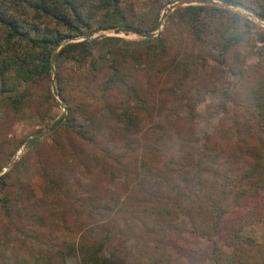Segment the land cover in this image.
<instances>
[{
  "label": "rangeland",
  "instance_id": "obj_1",
  "mask_svg": "<svg viewBox=\"0 0 264 264\" xmlns=\"http://www.w3.org/2000/svg\"><path fill=\"white\" fill-rule=\"evenodd\" d=\"M252 1L246 0L247 3ZM130 3L132 10L126 9L128 25L147 30L149 24L156 21L155 31L147 33L148 37L114 30L100 31L92 34L89 41L94 42L91 50L96 58L105 55L104 65L109 66L113 57H121L119 61L125 59L123 62L117 60L118 65L130 74L141 102H144L146 116L137 121V132L130 138L138 143L137 162L134 163L131 152L125 148L112 152L105 167L100 163V155H96L99 156L97 159L91 157L94 150L84 147L69 129L62 127L52 131L54 121L67 114L65 103L57 97L54 75H51L50 92L56 102L45 103L44 89L36 86L31 89L32 104L17 111H13L8 99L0 98V177L6 175L2 182L7 184L4 191L0 184V197H9L12 208L11 217L7 218L0 201V264H20L24 255L31 258L40 255L48 260L55 257L64 264H82L77 250L91 246L93 239L101 236L108 237L119 254L130 261H147L148 257L155 256L157 264H214L212 258L220 261L234 255L228 236L232 228V232L243 238V244H235L242 254L254 259L251 262L254 264L258 259L264 261V187L254 197L230 204L229 218L224 217L220 229L212 234L217 246H212L202 236V230L212 221L205 214L204 218L198 213L194 217L177 216L178 220H172L169 228L159 230L155 217L140 213L134 207H124L138 184L145 188L153 185L169 196L179 189L184 190L181 178L175 172L161 171V164H166L168 155L175 157L177 132L181 133L184 142L201 143L202 154L211 150L213 159L221 161L220 166L225 163L228 168L232 162V168L239 172L252 165L253 162L248 160H245L246 164L238 160V142L227 137L225 132L232 130L233 122L237 121L239 127L241 124L249 126H246L247 132L257 137V141L252 137L250 142L258 143L257 131L251 130L255 122L250 119L252 123H248L247 107L238 100L236 105H226L223 111L219 88L228 82L234 83L236 92L244 88L242 83L248 81L250 74L246 71L247 75H243L242 70L249 65L247 69L251 71L257 60V46L253 43H257L254 42L257 35L264 34V22L257 20L251 12L218 0L210 3L130 0ZM188 6L215 7L229 14L226 17L217 14L214 18L203 12L200 17L206 30L200 25L195 34L176 14ZM221 23L229 28L225 35L236 33L242 37L225 55L226 64L220 59ZM157 37L163 38L169 53L151 70L145 52L148 43ZM75 66L63 61L57 67L69 72L76 69ZM99 86L100 82L97 88ZM70 88L73 94L78 91L76 87ZM120 94L113 93L104 102L94 89H85L79 95V100L85 99L82 110L95 122L94 133H108L104 127L106 106L119 110V102L123 99ZM130 105L133 107L135 103L131 101ZM42 108L51 116L44 121L37 114ZM156 124H164L167 128L166 138L160 143L168 151L158 162L148 163L142 148L149 141L157 140ZM239 130L243 133L244 128ZM36 138V143H30ZM211 156L206 157L211 159ZM120 157L119 164L126 165L124 172L113 165L114 159ZM262 160L264 164V156ZM15 203L23 208L18 213H15ZM203 209H207L206 203ZM91 229L94 231L89 232L92 238L87 234ZM71 246L75 252L66 254Z\"/></svg>",
  "mask_w": 264,
  "mask_h": 264
},
{
  "label": "trees",
  "instance_id": "obj_2",
  "mask_svg": "<svg viewBox=\"0 0 264 264\" xmlns=\"http://www.w3.org/2000/svg\"><path fill=\"white\" fill-rule=\"evenodd\" d=\"M188 1L190 3L211 2V0ZM218 1L251 12L257 20L264 22V0L262 3H258L256 0L251 3H247L246 0ZM126 9L132 10L130 0H0V98L8 99L13 111H17L23 106L32 104L31 89L36 86L35 88L42 87L44 89L42 97L46 101H44L45 103L49 100L54 101V96L50 92L51 75H54L57 97L65 103L67 114L61 115L54 121L51 126L52 131L62 127L69 129L84 147L94 150L91 154L89 153L91 157L97 159L99 156L96 155H100L102 158L100 163L105 167L112 152L125 148L131 152L134 163L137 162L135 150L138 148V143L130 141V138L137 132V121L146 116L144 102H141L135 82L123 66L118 65L125 59L119 61L121 57H113L114 61L109 66L104 65L102 59H105V55L102 54L100 59L96 58L91 50L94 42L89 41L92 34L100 31L114 30L115 32L148 37L147 33L157 29L156 21L151 22L147 30H143L140 26L136 28L129 26ZM203 12L207 14V17L214 18L217 14L219 17L229 14L223 9L202 6H188L180 12L177 11L176 14L196 34L200 25L206 30V24H203L200 17ZM222 27L223 30L219 33V38L221 41L223 40V43H220L222 51L220 59L222 63L226 64L225 55L242 37L236 33V35L227 34V36L225 34L229 32V28L225 27L224 23H221ZM144 32L146 35L142 34ZM79 37L85 39L80 42L68 41ZM254 42H257L253 43L257 46V49L254 48L257 51V60L253 63L251 71L247 69L249 65L246 66L245 71L242 70L243 75L246 71L250 74L248 81L242 83L245 85L244 88L240 92H236L233 82H228L219 88L221 99H223V105H221L223 111L226 110V105H236L238 100L247 107L245 110L248 114L247 120L251 119L255 122V127L251 130L257 131L258 143L250 142L252 137L257 141V137L250 136V133L247 132L249 129L246 126H249L241 124L239 127L237 121L233 122L232 130L225 132L227 137L231 136L238 142V160L243 161V164H246L244 162L248 160L253 162L252 165L240 169L239 172H235L236 169L232 168V162L229 163L228 168L225 163L220 166L221 161L213 159L211 150L208 154H202L201 147L203 145L201 143L188 140L184 142L181 133L177 132L175 157L168 155L166 164H161V171L175 172L181 178L184 190L179 189L174 195L169 196L153 185L145 188L142 184H138L132 189L130 200L128 199L129 202H126L124 206L128 209L134 207L140 213L155 217V223L159 230L169 228L172 220H178L177 216L184 214L194 217L196 213L205 214L212 221L202 230V236L212 246H217L212 234L220 229L224 217L229 218L230 204L254 197L264 187V164L262 163L264 156V34L257 35ZM145 53L148 67L154 70L157 63L168 55L169 48L166 43H163L162 37H157L148 43ZM63 61L74 63L76 69L68 72L58 68V63ZM99 82L100 86L97 88ZM70 87H76L78 91L73 94L70 92ZM85 89L98 91L103 102L113 93H121L120 99L121 96L123 97L119 102V110L106 106L107 115L104 118V127L107 129V134L94 133L95 122H92L82 110V102L85 99L82 101L78 97L84 93ZM131 101L135 103L133 107L130 105ZM47 113V109L38 110V118L41 121H44L47 116L50 118L51 116ZM78 118L81 119L79 123ZM66 122L69 123L67 126L64 125ZM163 125H155V131L159 132L157 140L149 141L142 148L145 153L143 156L148 158V163L158 162L159 157L168 151L160 143L168 133L167 128ZM239 128H244L246 133L244 131L241 133ZM34 142H37V138L30 141L33 144ZM206 156H211V159ZM120 159L121 157L115 158L113 165L118 168V171L124 172L126 165H120ZM143 166L146 165L143 164ZM5 176L0 177L1 191L7 187V184L2 182ZM0 198L2 212L7 218H10L12 214V208L9 206L10 199L6 195ZM205 203L206 210L203 209ZM15 205V213L23 209H20V204L15 203ZM205 215L202 217L204 218ZM259 216L263 218L261 214ZM232 230L228 232V236L233 244L231 247L234 249V255L220 261L212 258L214 264H254L251 263L254 259L242 254L235 246L236 243L238 246L243 244V238ZM89 232L94 233L93 229L87 233L92 238ZM244 241L252 243L251 240L244 239ZM93 242L91 246H82L77 250L76 253L82 264H157L154 260L155 256L148 257L147 261H145L146 259L130 261L126 256L119 254L120 251L111 245L108 237L101 236L97 240L93 239ZM73 252L75 249L71 246L66 254ZM203 258L207 257L203 255ZM20 261V264H64L63 261H58L55 257L48 260L40 255L33 256V258L30 255H24ZM255 264H264V261L258 259Z\"/></svg>",
  "mask_w": 264,
  "mask_h": 264
}]
</instances>
